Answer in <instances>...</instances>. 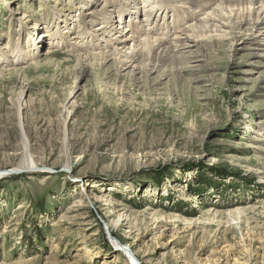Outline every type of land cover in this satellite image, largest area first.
<instances>
[{
  "label": "rangeland",
  "instance_id": "1",
  "mask_svg": "<svg viewBox=\"0 0 264 264\" xmlns=\"http://www.w3.org/2000/svg\"><path fill=\"white\" fill-rule=\"evenodd\" d=\"M119 1L0 0V44L67 18L37 58L0 57V264H264V52L208 39L172 63L79 74L61 43L112 39L121 8L157 3ZM23 84L31 173L13 171Z\"/></svg>",
  "mask_w": 264,
  "mask_h": 264
},
{
  "label": "bare ground",
  "instance_id": "2",
  "mask_svg": "<svg viewBox=\"0 0 264 264\" xmlns=\"http://www.w3.org/2000/svg\"><path fill=\"white\" fill-rule=\"evenodd\" d=\"M107 1L108 4L114 1L120 2L119 0ZM156 1L157 3L153 7H150L147 12H142L143 14H141V9L138 8H121L120 17L125 16L124 22L122 23L123 26L122 28L120 27L119 30L115 28L112 30L114 33L112 39H103L102 36V39L98 40L96 35H90L89 37L98 42L94 43V41L82 40L81 46H79L78 43H73V45L71 43L67 44L66 42L64 44L61 43L62 45L74 49L72 51L73 53H71L79 56L78 58L75 57L77 61L75 63L76 67L80 70L79 74L85 73L86 68H89L88 66L91 60L96 63L97 66L98 64L104 65L107 62L109 63V61L115 62L117 63L115 65H118V69H135L139 64H142V62L150 63V61L155 62V67L157 62L163 63L161 62V58L165 61L173 58L170 56V52L186 51L193 47V45L199 49L197 45L198 41L208 39L228 40L231 47L234 45L242 47L252 46L257 48V51L264 52V0ZM114 6L116 9L118 8L117 5ZM131 9L134 10L131 11ZM93 12L96 14L95 10H93ZM50 14L52 15L51 20H55V31L53 33L48 34L49 31H42L37 37V40L38 38L39 40L33 41L31 37L35 36L34 32L36 29L38 30V28H35L36 25L31 27L32 32L27 31L20 24L14 25V28L10 29L7 36L10 40L5 44H0V57L9 55L15 59L17 64L19 62L33 60L37 58L38 55L42 54L41 47L43 48V45L46 46V42H44L45 37L49 36L54 40L58 37H62L58 24L64 23L66 26L67 18L63 17L64 19H61L57 11H53ZM102 14L106 21L110 20V17H106L103 11ZM182 15H184V19L181 21L180 17ZM141 16L147 19V24H144L145 21L141 20ZM127 17L129 19L128 21H126ZM85 19L86 18H83L84 21ZM82 25V29L85 30L82 33L86 34L87 28L85 22ZM44 29L45 27L42 30ZM98 30L103 31V27L98 28ZM236 31H238L240 35ZM20 35L21 38H19ZM26 36L28 38H25ZM252 36H254V38L250 39ZM0 40H2L1 37ZM15 40L18 43L13 47ZM59 43L60 42H56V46L54 45V47L58 48L60 46ZM38 45L41 46L39 47ZM13 48L14 52H11ZM94 50L97 52L99 51V54L95 52L87 53L88 51ZM6 62L7 61L0 59V64L4 65ZM169 62L172 63L171 60ZM45 64L50 65L46 61ZM139 68H141V66ZM24 95L25 85L23 84L16 101L11 102V107L17 115L22 149L21 160L18 162L15 169L12 170L31 173L39 169L40 166L33 157V148L29 144L23 122L22 114L27 108V104L23 100ZM75 107L76 103H73V108L67 113V116L63 120L64 132L66 131V121L75 110ZM69 158V155L64 157V169L68 171L69 166L67 165H69ZM3 174L4 172L0 170V177ZM131 263L140 264L138 260L134 261V259L131 260Z\"/></svg>",
  "mask_w": 264,
  "mask_h": 264
}]
</instances>
